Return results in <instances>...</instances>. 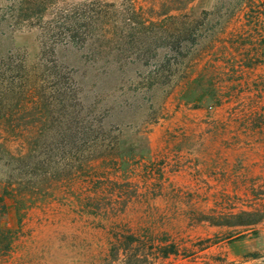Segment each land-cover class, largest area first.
<instances>
[{"label": "rangeland", "instance_id": "obj_1", "mask_svg": "<svg viewBox=\"0 0 264 264\" xmlns=\"http://www.w3.org/2000/svg\"><path fill=\"white\" fill-rule=\"evenodd\" d=\"M170 2L0 0V264H264V130L144 52Z\"/></svg>", "mask_w": 264, "mask_h": 264}, {"label": "trees", "instance_id": "obj_2", "mask_svg": "<svg viewBox=\"0 0 264 264\" xmlns=\"http://www.w3.org/2000/svg\"><path fill=\"white\" fill-rule=\"evenodd\" d=\"M171 1L159 23L166 28L144 37V52L163 51V63L171 67L170 77L175 79L172 87L186 78L194 63L206 59L188 87L197 88L200 101L211 106L233 99L232 113L247 120L251 128L264 130V74L252 82L245 80L247 70L264 65V2L224 1L195 15L184 13L194 0ZM169 54L172 60L167 58ZM224 85L228 88L222 91ZM173 253L164 248L155 259H166Z\"/></svg>", "mask_w": 264, "mask_h": 264}]
</instances>
